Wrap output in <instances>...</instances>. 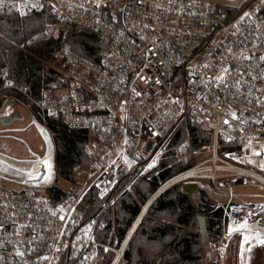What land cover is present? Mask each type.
<instances>
[{
  "label": "built area",
  "instance_id": "built-area-1",
  "mask_svg": "<svg viewBox=\"0 0 264 264\" xmlns=\"http://www.w3.org/2000/svg\"><path fill=\"white\" fill-rule=\"evenodd\" d=\"M258 2L241 21L250 3L229 9L213 0H0V12L46 15L35 40L17 46L27 51L33 42L52 40L54 70L34 96L2 66L0 91H13L40 115L80 130L87 156L59 182L51 133L34 117L45 149L47 141L52 148L50 178L37 182L21 169L44 153L28 149L27 158L0 162V264H105L111 255L108 264H117L141 215L119 244L112 241L103 216L115 191L155 165L186 123L211 133L210 155L162 188L189 190L195 179L226 199L222 239L235 233L248 242L264 239V2ZM84 30L96 34L95 60L66 41L70 31ZM0 96L3 106L9 96ZM56 183L63 192L57 201L49 190ZM244 184L256 191L238 192ZM242 223L248 227L232 231ZM219 250L224 264V246Z\"/></svg>",
  "mask_w": 264,
  "mask_h": 264
},
{
  "label": "trees",
  "instance_id": "trees-1",
  "mask_svg": "<svg viewBox=\"0 0 264 264\" xmlns=\"http://www.w3.org/2000/svg\"><path fill=\"white\" fill-rule=\"evenodd\" d=\"M45 20L47 17L44 14H28L20 18L10 12H0V67H7L12 78L19 84L28 85L34 96H37L40 88L54 77V70L50 64L53 41L33 42L27 47V51L18 48L17 44L26 40L34 41ZM66 41L79 56L95 60L98 44L94 32L70 31ZM2 94L13 93L0 91V95ZM18 97L25 100L21 96ZM2 102L3 97L0 96V108ZM32 113L52 134L58 180H69L71 166L77 162L87 161L82 132L68 128L60 121L42 116L33 108ZM185 133L189 136L192 149L208 144L212 137L211 133L206 132L200 124L182 125L168 145L169 148L154 175L143 178L141 185L134 187L133 195L129 193L119 195L118 190H122L123 185L116 189L117 200L103 216L108 229H113L112 241L115 239L118 244L122 241L150 195L165 181L192 165L189 163L183 166L177 161L173 150ZM49 190L55 201L63 193L58 183ZM198 198L197 205H194L187 193L177 185L161 192L151 202L139 222L123 254L122 259L125 263L211 264L204 260L205 241L214 240L221 233L223 208L217 207L213 199L203 190L199 192ZM92 204L96 208L98 202L93 201ZM94 207L88 209V213H92ZM198 216L203 218V224ZM109 260L110 258L105 264H108Z\"/></svg>",
  "mask_w": 264,
  "mask_h": 264
},
{
  "label": "rangeland",
  "instance_id": "rangeland-1",
  "mask_svg": "<svg viewBox=\"0 0 264 264\" xmlns=\"http://www.w3.org/2000/svg\"><path fill=\"white\" fill-rule=\"evenodd\" d=\"M213 1L222 3L223 8L232 9L231 7L225 6L227 4H225L222 1L219 0H213ZM248 3L250 4L244 9V12H249V11L254 12L257 10L259 6L258 0H241L239 2V5L243 6V5H247ZM8 92L13 93L8 95L9 96L8 101H11V103L8 104L7 102L5 105H3L0 108V118H2L3 116L12 115L13 113H17L19 115V118H15L14 121L10 124L12 125L11 127L13 129H8L5 127V125L0 123V153L16 158L29 157L28 149L39 155L45 153L46 146L40 136V132H39L40 127H38L37 122L34 120L32 108L26 104L25 100H22L18 97L20 95H18L13 91H8ZM51 138H52V134H51ZM168 148H169L168 146H165L161 149V152L158 154V159L155 165L149 166L147 168H142L136 173H133V175L130 178H128L129 180L128 179L124 180L122 182L123 185L122 190H118L119 192L118 194L122 195L125 193H129L130 195H133L134 187H136L137 185H141L140 182L142 181L143 178H150L152 175H154L157 172L158 165L160 161L163 159V155L166 153ZM173 150L175 152L178 162H180L183 166L189 163L192 164L191 166H193L199 164L200 162L205 161L208 158L211 152V140L206 145H202L199 146L198 148L192 149L189 142V136L187 133H185L182 139L173 147ZM6 170L9 171V169ZM59 182H63L62 179L59 180ZM195 183H196L195 179L190 180L191 187H189V190L183 188L181 184H174V185H177L180 189L185 191L194 205H197L199 200L198 194L201 190H203L211 197V199H213L217 207H224V208L226 207V199H224V197H216L213 195L212 192L204 188L197 187ZM226 184L227 183H225V185ZM169 187L162 188L161 185L156 190V192H154L152 195L148 197V199L140 209L139 214L141 216L138 220L137 225L134 227L135 230L139 222L143 218V216L146 214L147 209L151 204V202L161 192H163L165 189ZM237 189H238L237 191L240 193H250L256 191L254 187L249 186L248 184L240 185L239 188ZM117 197L118 195L116 194L113 196L112 198L113 202H110L109 208H112L114 206ZM249 200H254V199H249ZM226 227H227V219L224 224L222 222L221 233L217 235L216 239L214 240L207 239L205 241L206 243L205 245L206 253L204 256L205 261L210 262L211 264H219L218 257L219 254L221 253V251L219 250V244H220L221 246L222 245L224 246V257H225L224 264H264V245H260L258 243H253V242H248L247 244H245L244 243L245 237H242V235L238 233H235L232 237L229 238V240L225 241L224 239L221 238V236L224 234V231L227 230ZM133 235L131 236L129 243ZM242 245H243V256L241 255ZM248 248H251V251H247ZM109 258L111 259L112 255L109 256ZM117 264H126V263L122 259Z\"/></svg>",
  "mask_w": 264,
  "mask_h": 264
},
{
  "label": "bare ground",
  "instance_id": "bare-ground-1",
  "mask_svg": "<svg viewBox=\"0 0 264 264\" xmlns=\"http://www.w3.org/2000/svg\"><path fill=\"white\" fill-rule=\"evenodd\" d=\"M224 2L225 4L228 5H239V2L241 0H219ZM47 148L45 153L43 154L44 157H39L37 161H35L30 169L28 168H21L22 172L26 173L28 178H31L37 182H42V180L47 181L45 179H42L41 177L45 175H50L51 169L46 166L45 162H47L50 167H51V155H52V148L50 143L47 141ZM10 158L9 156H6L4 154L0 153V162L2 163H10ZM42 174V175H41Z\"/></svg>",
  "mask_w": 264,
  "mask_h": 264
},
{
  "label": "snow or ice",
  "instance_id": "snow-or-ice-1",
  "mask_svg": "<svg viewBox=\"0 0 264 264\" xmlns=\"http://www.w3.org/2000/svg\"><path fill=\"white\" fill-rule=\"evenodd\" d=\"M262 2H264V0H262ZM249 15H250V13L245 12V13L243 14V16L240 18L241 21H242L245 17H248ZM260 59H261V60H264V56H261ZM224 72H228V69H224ZM216 79H220V80H222L223 77H222V76H220V77H216ZM237 83H238V82H237ZM255 154H256V155H259V153H255ZM45 164H46L47 167L50 168V165H49L47 162H45ZM261 167H264V164H261ZM41 178L47 180V179L50 178V175H45V176H43V177H41ZM62 218H63V217H62ZM247 227H248L247 223H242V224H240L238 227L233 228L232 231H240L241 229H246ZM256 241H257L258 244H260V245H264V239H261L259 236L256 237ZM244 243H245V244L248 243V237H245V238H244ZM241 247H242V253H241V255L243 256V245H242ZM247 251H251V248H248ZM20 254L22 255V253H20Z\"/></svg>",
  "mask_w": 264,
  "mask_h": 264
},
{
  "label": "water",
  "instance_id": "water-1",
  "mask_svg": "<svg viewBox=\"0 0 264 264\" xmlns=\"http://www.w3.org/2000/svg\"><path fill=\"white\" fill-rule=\"evenodd\" d=\"M15 118H19V115L17 113L13 114V115H9L5 118L2 119V123L7 124L10 121H12ZM55 182H57V179L55 180ZM199 221L203 224V218L201 216H198Z\"/></svg>",
  "mask_w": 264,
  "mask_h": 264
},
{
  "label": "crops",
  "instance_id": "crops-1",
  "mask_svg": "<svg viewBox=\"0 0 264 264\" xmlns=\"http://www.w3.org/2000/svg\"><path fill=\"white\" fill-rule=\"evenodd\" d=\"M10 103H11V101H8V104H10ZM13 114H15V113H13ZM7 116H9V115H7ZM7 116H3L2 118H0V123L3 124V125H5V127L8 128V129H13L11 127L12 125H10V124L14 121V119L12 121H10L9 123H7V124L2 123V119L5 118V117H7Z\"/></svg>",
  "mask_w": 264,
  "mask_h": 264
}]
</instances>
